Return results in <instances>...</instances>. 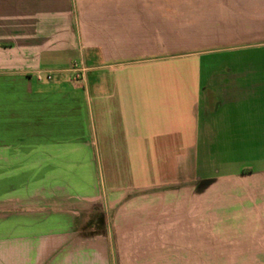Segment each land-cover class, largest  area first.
Segmentation results:
<instances>
[{
	"label": "crops",
	"instance_id": "obj_1",
	"mask_svg": "<svg viewBox=\"0 0 264 264\" xmlns=\"http://www.w3.org/2000/svg\"><path fill=\"white\" fill-rule=\"evenodd\" d=\"M254 46L264 0H0V264H264Z\"/></svg>",
	"mask_w": 264,
	"mask_h": 264
},
{
	"label": "rangeland",
	"instance_id": "obj_2",
	"mask_svg": "<svg viewBox=\"0 0 264 264\" xmlns=\"http://www.w3.org/2000/svg\"><path fill=\"white\" fill-rule=\"evenodd\" d=\"M217 58L221 59V60H225V59H238V58H243V57H248V58H254V59H258V58H264V46H254L252 48L249 49V51H227V52H222L221 54H218L216 56ZM100 206V205H99ZM96 213H93L92 219L96 220ZM100 229H90L88 228V233H97V231H99Z\"/></svg>",
	"mask_w": 264,
	"mask_h": 264
},
{
	"label": "trees",
	"instance_id": "obj_3",
	"mask_svg": "<svg viewBox=\"0 0 264 264\" xmlns=\"http://www.w3.org/2000/svg\"><path fill=\"white\" fill-rule=\"evenodd\" d=\"M96 220L95 219H92V221H95V223L99 226H101L103 223H104V215L101 214V213H96ZM100 229V228H99Z\"/></svg>",
	"mask_w": 264,
	"mask_h": 264
},
{
	"label": "built area",
	"instance_id": "obj_4",
	"mask_svg": "<svg viewBox=\"0 0 264 264\" xmlns=\"http://www.w3.org/2000/svg\"><path fill=\"white\" fill-rule=\"evenodd\" d=\"M80 77H81V71L80 70H76V76H75V81H78L79 79H80Z\"/></svg>",
	"mask_w": 264,
	"mask_h": 264
}]
</instances>
